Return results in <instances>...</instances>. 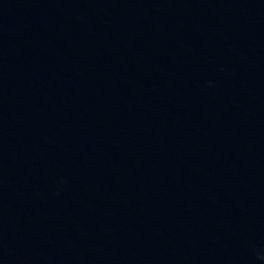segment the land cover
I'll return each instance as SVG.
<instances>
[{"label": "water", "instance_id": "obj_1", "mask_svg": "<svg viewBox=\"0 0 264 264\" xmlns=\"http://www.w3.org/2000/svg\"><path fill=\"white\" fill-rule=\"evenodd\" d=\"M0 264H264V0H0Z\"/></svg>", "mask_w": 264, "mask_h": 264}]
</instances>
